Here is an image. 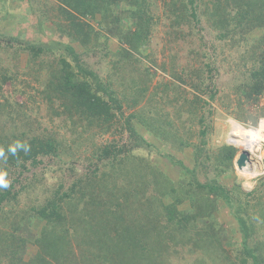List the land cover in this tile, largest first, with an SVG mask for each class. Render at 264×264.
<instances>
[{"label":"rangeland","instance_id":"obj_1","mask_svg":"<svg viewBox=\"0 0 264 264\" xmlns=\"http://www.w3.org/2000/svg\"><path fill=\"white\" fill-rule=\"evenodd\" d=\"M91 1L85 0V4L88 5ZM103 1L96 0L95 3L102 5ZM224 1L230 4L227 6L232 7L231 5L237 4L238 0ZM245 1L249 4L256 2ZM169 2L170 0H146L147 16L152 24L148 26L147 36L140 41L141 47L138 51L124 46L131 54L120 64L116 61L117 56L111 54L119 47L117 40L115 38L105 40L106 33L95 20L78 16L77 21L86 22L92 30L88 33L90 40L83 45L74 38L75 28L70 26L69 20L61 10V7H65L60 0H0V79L2 73L12 77V82L5 83L0 89V104L4 99L11 101L10 97L13 99L12 103H26V107L21 112L18 111L14 119L19 124L20 131H27L31 136L53 133L70 148L59 151L56 159H44L43 163L35 168L28 167L27 164L22 177L14 176L17 181L11 183L12 178L7 179L9 185H13L11 192L19 190L21 178L28 177L30 180L34 176L36 194L31 199L37 203L32 205L44 203L49 190L56 187L59 182H63L66 187L71 185L74 179L67 169L75 160L80 159L79 162L84 163L83 166H80L81 163L75 165L81 172L87 164L91 163L92 166L97 164V155L93 154L94 148L111 143H130L132 139L128 135V126L137 133L144 134L145 138L148 137L149 128H143L137 116L147 119L154 115L162 116V119L165 118L172 123L171 128H177L180 132L189 129L194 134L198 130L197 118L202 117L204 124L210 126L205 136L207 144L204 148L208 153L206 158L209 160L207 164H202L201 159L196 163L197 174H193L192 182H195L197 176L196 181H201L208 187L220 186L224 190L230 189L228 194L232 199L242 204L247 202L248 205L242 206L238 202L243 211H240V207L235 209L239 210L234 218L224 200L217 198L216 192L203 193L216 207L212 214L216 224L212 231L214 234L212 240H217V252H209L207 255L200 250L195 251L199 252L197 255L190 256L187 254L188 251L183 249L185 244L176 245L173 242H171L173 248L160 251L168 252L164 255L168 257L166 264H201L202 260L205 262L207 260L208 264H240L239 260L242 258L240 256L243 255V253L239 255L243 251L242 231L237 221L241 216L247 221L248 226H251L250 231L252 230V232L247 230L250 232L247 242L251 248L248 252L264 261V187L259 188L260 191L256 189L260 181L264 184V160L260 161L264 158V141H258L257 152H249L250 161L245 163L241 170H238L234 163L239 153L243 151L239 147L241 138L250 133L251 136L255 134L257 137V132L245 131L242 127L256 129L259 122L264 120V78L251 77L252 73L264 70V18H261L263 23H258L249 15L244 17V4L234 5L235 9L230 15L235 14L237 10V21L231 26L232 35L229 34L225 40H218L216 36L220 28L213 26L202 14L207 7L206 0H194L193 7L198 21L191 20L190 23L172 18L169 15ZM254 12L257 17L264 14L263 10L258 9V4L254 7ZM108 16V20L112 19L111 15ZM96 17L100 19L102 14ZM123 24L131 27V30L135 29L130 25L132 23ZM97 36L99 40L96 43ZM27 43L43 48L38 58H32L28 51L23 50ZM106 51L108 54L104 56ZM61 58L71 64L72 72L77 75L78 80L83 79V71L92 72L108 88L107 91L111 92V96L99 92L105 100L109 101L111 98L109 103L113 108L110 129L106 133L99 127L97 130L95 126L91 128L93 131H82L84 121L78 117L70 118L64 111L62 99L52 98L50 102L46 100L43 85L46 83L47 69L56 68ZM74 58L79 61L77 66ZM261 81L262 83L258 84ZM88 82L92 84L90 78ZM253 82L259 85L256 88L261 92L259 95L253 93L252 97L258 98L255 101L242 95L239 87L250 86ZM192 86H197L200 90L197 91ZM95 87L92 86L93 89ZM247 91L246 87V93ZM118 103L120 108H117ZM189 108L198 110L183 113ZM10 109L7 106L1 108L3 114L0 115L7 116ZM12 109L17 110L15 107ZM57 113L60 116H57ZM129 116L133 117L129 119ZM4 121L5 119L0 120L2 134L12 127L11 125L4 127ZM2 128L5 131H2ZM27 137L30 138L28 135ZM191 140L192 143L199 142L198 136ZM145 142L153 144L154 140L147 138ZM223 146L235 149L230 173H226V166L217 163L216 160L220 159L218 149ZM173 150L169 146L166 153L170 151L169 154L173 153L176 162L183 161L186 169L194 171L192 149L186 152ZM147 152L148 149L142 146L137 153L147 156ZM75 154L77 159L73 157ZM148 158L158 163L169 178L176 180L178 175L183 174V167L172 165L165 159H156L154 154H150ZM136 160L127 161L132 162L126 165L129 174L137 172ZM201 165L206 169L199 174ZM106 170L110 173L108 168ZM98 172L105 171L101 167ZM114 176V181L108 177H105L104 181L108 184L107 189L111 186L117 188L116 198L123 203L126 201L121 195L123 188L131 189L134 184L126 176ZM186 177L190 179V176ZM101 186L102 184L92 185L89 190L95 192ZM148 189L150 193L153 192L152 185ZM31 199L29 198L28 202L22 194L17 196L18 204L0 205V214L9 215V212H12L13 215H11L13 226L11 220L5 223L0 220V253L5 256L4 263L0 260V264L15 262L7 252H12V245L22 240L29 242L23 255L26 262L32 260L37 255L36 252H41L38 245L34 244L33 236L40 238L39 231L44 224L35 222L31 227L23 228L27 215L26 212L19 214V210L25 208L23 206L30 203ZM165 202L169 204L168 200ZM184 202L178 209L187 206L183 204ZM155 216L163 223L158 224L159 228L166 225L164 213L156 211ZM15 224L18 225L17 228ZM84 227L85 224H80L77 232L81 233ZM112 228L114 227L111 224L110 229ZM182 235L180 236L182 241L189 238L187 234ZM156 236L159 240L168 239L167 230H159ZM203 249L209 250V245ZM73 253L77 254L74 251ZM217 254L222 258L226 256L227 261L219 259ZM105 255L106 258L102 255L100 262L97 260L95 264H114L109 260L111 255ZM210 255L217 256L212 260ZM56 263L61 264L59 261ZM120 264L130 263L124 261ZM247 264H251L250 261Z\"/></svg>","mask_w":264,"mask_h":264},{"label":"trees","instance_id":"obj_2","mask_svg":"<svg viewBox=\"0 0 264 264\" xmlns=\"http://www.w3.org/2000/svg\"><path fill=\"white\" fill-rule=\"evenodd\" d=\"M60 1L67 11L63 7L61 10L69 20L70 26L75 28L74 38L83 45L90 40L88 33L92 30L86 22L77 21L78 16L95 20L97 25L106 33L105 40L108 41L109 38L117 40L119 47L111 54L114 57L117 56L116 61L120 64L126 56L131 54L126 48L135 51L140 49V41L147 36L148 26L152 24L151 19L147 16L146 0H104L102 5L96 4V0L88 2V5L85 4V0ZM205 4L207 7L202 11V14L213 26L220 28L216 36L218 40H225L229 34L232 35L231 26L237 21V10L235 14L230 15L231 11L235 9L234 5L244 4V17L249 15L258 23H263L261 18H264V14L255 16L254 7L258 4V9L264 11V0H256L252 4L238 0L237 4L231 5L232 7L227 6L228 3L224 0H206ZM168 6L169 15L174 17V20L179 19L185 23H190L191 20L198 21L193 7L194 0H170ZM98 14H102V18H97L96 15ZM108 14L111 15L112 19L108 20ZM126 22L132 23L130 25L135 29L131 30V27H126L123 24ZM84 28H86L85 31ZM98 37L96 43L99 40ZM23 50L28 51L32 58H38L43 48L27 43ZM107 54L106 51L104 56ZM74 59L77 66L79 61ZM57 64L59 67L57 65L56 68H52L53 70L50 67L47 69L46 83L43 85L46 100L50 102L52 98L62 99L64 111L68 113L69 117H78L84 121L82 131H93L91 128L95 126L97 130L99 127L104 131L103 133H106L110 129V121L113 117L111 110L113 108L109 103L111 98L107 101L99 92L109 96H111V92L107 91L108 88L92 72L83 71V79L78 80L77 75L72 72L71 64L64 58L58 60ZM251 77L264 78V70L256 74L252 73ZM89 78L92 80V84L88 82ZM11 82L12 77L7 73H2L0 89L5 83ZM253 83L246 86L247 93L246 87L241 85L239 87L242 95L255 101L258 98H256L257 96L252 97V95L253 93L255 95L261 93L257 91L256 86H259L258 84H261L262 81L257 82L258 84ZM93 85L96 86L95 89L92 88ZM192 87L197 91L200 90L197 86ZM10 98L12 101V97ZM11 101L4 99L3 103L0 104V109L5 106L11 108L7 116L0 115V120L5 119L4 127L12 126L9 131L0 133V151L4 153V157L0 158V171L6 173V179L11 177L12 183L17 181L14 176L22 177L27 164L28 167L35 168L41 165L44 159H56L59 151L70 148L65 142L57 139L53 133L31 136L27 131H20L19 124L14 119L17 112H21L26 107V103H12ZM12 107L17 110H13ZM117 108H120L119 103ZM192 110L196 112L198 108H189L183 113H192ZM0 114L3 112L0 111ZM56 115L60 116L59 113ZM132 117L129 116V119ZM161 117L154 115L147 119L143 116H137V120L143 128H149L150 131L146 130L149 134L148 137L145 138L144 134L137 133L136 130L131 129V126H128V135L132 141L127 144L111 143L94 148L93 154L97 155V164L94 166L91 163L87 164L84 171L80 172L76 169L75 165L81 162L75 154L73 157L77 160L67 169L69 175L74 179L70 183L71 185L66 187L63 182H59L56 187L49 190L44 203L32 205V203H37L31 199L36 194L33 183L34 176L30 180L28 177L21 178L19 190L15 193L11 192L12 184L7 188H0V205L2 203L14 205L13 203H17V196L22 194L27 201L29 198L31 199L30 203L23 206L25 208L19 210V214L26 212L27 215L23 228H29L35 222L44 224L39 231L41 232L40 238L36 235L33 236L34 244L38 245L41 252H36L37 255L26 262L23 255L29 242L21 239L22 241L12 245V252H7L15 260L13 264H57L58 261L61 264H95L97 260L100 262L102 255L106 258L105 254L111 255L110 253L112 255L109 260L114 264H120L124 261L130 264H166L168 257L166 258L164 255L168 252H161L160 249L167 251L173 248L171 242L176 245L185 244L183 249L187 250V254L190 256L197 255L199 252L195 251L200 250L207 255L209 252H217V240H212L214 237L212 231L216 227L212 214L216 207L207 200L203 193L216 192L217 198L224 200L232 212L231 214H234V218L236 217L235 213L239 210L236 211L235 209L240 207L238 203L240 201L229 196L230 189L224 190L220 186L208 187L201 181H196L197 176L195 182H192L193 174H197L195 172L198 166L196 163H199L201 159L202 164H207L209 160L206 158L208 153L204 148L207 144L205 136L210 130V126H206L203 118L200 117L197 118L198 130L196 134L189 129L180 132L177 128H171L172 123ZM129 119L127 120L129 121ZM1 130L5 131L3 128ZM197 136L199 142L192 143L191 139ZM147 138H153V144L145 142ZM18 142L26 145L27 151L20 148L15 154H12L9 149L15 147ZM142 146L148 149L147 156L137 153ZM169 146L172 150L174 149V152H186L188 149H192L194 171L186 169L183 161L176 162L173 153L169 154L171 150L166 153ZM218 151L221 157L216 159L217 163L225 165L226 173H230L235 149L231 146H223ZM150 154H154L156 159H165L172 165L183 167V174L178 175L176 180L169 178L161 170L158 163L148 158ZM133 159H137L135 163L137 172L129 174L126 165L132 162L127 161ZM83 164L81 163L80 166ZM101 167L105 172H98ZM106 168L110 170V173ZM205 169L204 165H201L199 174ZM114 175L126 176L134 184L131 189L123 188L121 195L126 200L123 203H120L116 198L117 188L111 186L107 189L108 184L104 181L105 177L114 181ZM186 176H190V179ZM83 181L85 182L82 184ZM100 184L102 186L98 191L89 190L92 185L98 186ZM151 185L153 192L150 193L148 188ZM83 187L85 188L83 189ZM263 187L264 184L260 181L256 189L260 191L259 188ZM138 195L140 196L138 197ZM165 200H168L169 204ZM183 201H185L183 204H187V206L180 210L178 206ZM244 205H248V203L244 202L242 206ZM156 211L166 215V225H163L162 228L158 227V224L163 223L155 216ZM240 211H243V208L240 207ZM11 215L12 212H9V215L0 214V220L2 223L11 220L12 224L13 215ZM204 221L208 222L204 223ZM246 222L241 216L237 221L238 227L242 231L241 249H243L242 252H238L239 255L243 253L239 263L247 264L250 261L251 264H264L262 259L255 257L252 252H248L251 248L247 242V237L252 230L250 231L251 226H248ZM200 223H202L201 226ZM80 224H85V227L82 228L81 233H78L76 229ZM111 224L114 227L112 229H110ZM14 226L17 228L18 225L15 224ZM161 229L167 230L168 239L159 240L157 238L156 233ZM247 230L250 232L248 233ZM182 234L189 235V238L182 241L180 238L183 236ZM163 244L165 247H161ZM208 245L209 250L203 249ZM219 246L221 245L219 244ZM73 251L77 254H74ZM61 253L65 254L62 255ZM217 255L210 256L212 260L217 256L224 262L227 261L226 256L222 258L219 254ZM4 258V254L0 253L2 263H4ZM201 264H208V261L202 260Z\"/></svg>","mask_w":264,"mask_h":264},{"label":"bare ground","instance_id":"obj_3","mask_svg":"<svg viewBox=\"0 0 264 264\" xmlns=\"http://www.w3.org/2000/svg\"><path fill=\"white\" fill-rule=\"evenodd\" d=\"M263 126H264V120H261L256 129H246V128L242 127L245 131L257 132V137H255V134L253 136H251L250 135L251 133H250L249 135L246 134L243 136V138H241V142H240L239 147L242 148L243 151H245L249 154V152L252 153V152H257L259 150L258 145H257L258 141H264ZM230 127L232 129V125ZM260 127H262V128H260ZM249 161H250V159H248V161H246L245 163H247Z\"/></svg>","mask_w":264,"mask_h":264},{"label":"clouds","instance_id":"obj_4","mask_svg":"<svg viewBox=\"0 0 264 264\" xmlns=\"http://www.w3.org/2000/svg\"><path fill=\"white\" fill-rule=\"evenodd\" d=\"M23 148L25 151H27V146L20 144L19 142L15 145V147H11L9 151L12 154H15L17 149ZM4 157L3 151H0V158ZM9 186V183L6 179V173L3 171H0V188H7Z\"/></svg>","mask_w":264,"mask_h":264},{"label":"water","instance_id":"obj_5","mask_svg":"<svg viewBox=\"0 0 264 264\" xmlns=\"http://www.w3.org/2000/svg\"><path fill=\"white\" fill-rule=\"evenodd\" d=\"M249 154L245 151L239 153L237 158L235 159L234 163L238 170H241L243 166H245V162L248 161Z\"/></svg>","mask_w":264,"mask_h":264},{"label":"built area","instance_id":"obj_6","mask_svg":"<svg viewBox=\"0 0 264 264\" xmlns=\"http://www.w3.org/2000/svg\"><path fill=\"white\" fill-rule=\"evenodd\" d=\"M262 159L264 160V158H261V160H260V161H262Z\"/></svg>","mask_w":264,"mask_h":264}]
</instances>
